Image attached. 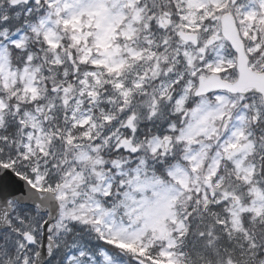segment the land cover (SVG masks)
<instances>
[{
  "label": "snow or ice",
  "instance_id": "obj_1",
  "mask_svg": "<svg viewBox=\"0 0 264 264\" xmlns=\"http://www.w3.org/2000/svg\"><path fill=\"white\" fill-rule=\"evenodd\" d=\"M0 264H264V0H0Z\"/></svg>",
  "mask_w": 264,
  "mask_h": 264
}]
</instances>
